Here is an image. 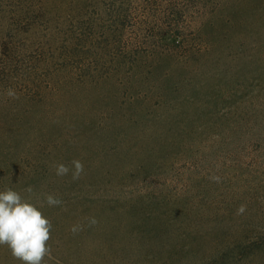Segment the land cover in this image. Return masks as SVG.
Instances as JSON below:
<instances>
[{"label": "rangeland", "instance_id": "rangeland-1", "mask_svg": "<svg viewBox=\"0 0 264 264\" xmlns=\"http://www.w3.org/2000/svg\"><path fill=\"white\" fill-rule=\"evenodd\" d=\"M211 12L231 20L199 35ZM3 66L0 191L43 204L45 264H264V0H0Z\"/></svg>", "mask_w": 264, "mask_h": 264}, {"label": "clouds", "instance_id": "clouds-1", "mask_svg": "<svg viewBox=\"0 0 264 264\" xmlns=\"http://www.w3.org/2000/svg\"><path fill=\"white\" fill-rule=\"evenodd\" d=\"M6 95L12 99H18L14 89L9 88ZM84 172V164L78 159H73L70 165L59 163L55 166V174L59 177L71 173L72 180L81 178ZM211 180L219 183V176H211ZM26 191L31 194L32 188ZM45 201L48 206H62L63 201L59 197L47 194ZM43 204H34L31 195L28 198L11 187H5L0 191V246L6 245L13 258L22 264H45V258L51 254L52 223L45 217L39 208ZM247 210L245 204L237 209V214H243ZM89 226L98 223L95 217L88 218ZM83 230L82 225H73L70 231L75 235Z\"/></svg>", "mask_w": 264, "mask_h": 264}, {"label": "trees", "instance_id": "trees-1", "mask_svg": "<svg viewBox=\"0 0 264 264\" xmlns=\"http://www.w3.org/2000/svg\"><path fill=\"white\" fill-rule=\"evenodd\" d=\"M188 1V0H187ZM211 0H195V2H198L199 4H205L207 2H210ZM220 3V2H219ZM209 5V4H208ZM174 20L176 21L175 22V26L177 28H179V17H178V14L177 13H173V16ZM230 17H226V18H223V17H219L217 14L211 12L207 18L205 20H203L199 26V29H198V34L199 35H203V36H207V37H210V33L212 31H215V30H218L222 27H224L226 24L229 23L230 21ZM168 34H171V32H167ZM89 36V35H87ZM86 36V38H87ZM209 45L212 44V40H210L208 42ZM189 45V43H188ZM9 69L6 67V66H3L0 68V88L2 87H5V82H6V77L8 76L9 74ZM1 101V109H0V113L4 112V110L6 109V107L8 106V103L7 101ZM56 106V102H54L53 99H51V97L49 96V93H47V91H45L41 86H39V89H38V111L37 113L41 114V115H45L47 116L49 119H55V116L54 114L52 113L51 115L48 113V112H51ZM47 114V115H46ZM16 120L18 121H21L23 120L24 121V117L22 119V117H19V116H16ZM69 126H65L63 123L62 124H55L54 127L58 130V133H56V140L53 142L54 145H57V146H63L61 143H65L64 141V135H66L68 132H75L72 130V124L69 122L68 123ZM75 134H78V133H75ZM81 136V135H79ZM77 136V137H79ZM87 136V135H86ZM85 137V136H84ZM111 134H108L107 136L104 137V141H105V144L107 143V141H109V143H111V152H117V148H115V146H112V140H111ZM103 141V142H104ZM77 143H80L79 141L76 140ZM88 142V140H84V143ZM82 143V142H81ZM114 148V150H112ZM113 153V154H114Z\"/></svg>", "mask_w": 264, "mask_h": 264}]
</instances>
